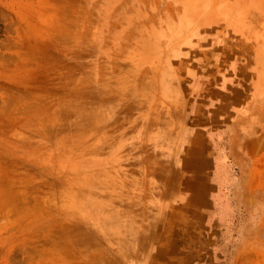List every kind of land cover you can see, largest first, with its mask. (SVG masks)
<instances>
[{"label": "rangeland", "instance_id": "374dc122", "mask_svg": "<svg viewBox=\"0 0 264 264\" xmlns=\"http://www.w3.org/2000/svg\"><path fill=\"white\" fill-rule=\"evenodd\" d=\"M181 6L0 0V264H264L263 64Z\"/></svg>", "mask_w": 264, "mask_h": 264}, {"label": "bare ground", "instance_id": "6f19581e", "mask_svg": "<svg viewBox=\"0 0 264 264\" xmlns=\"http://www.w3.org/2000/svg\"><path fill=\"white\" fill-rule=\"evenodd\" d=\"M180 3L182 4L180 7L181 17L178 24L179 27L175 31L177 39L178 36L181 35V41L187 44L191 40L192 35L196 34L198 28L216 24L222 25L229 33L238 34L243 39L244 45H251L253 57L257 64H263V67H260L261 69L258 72V79L256 82H253L255 92H262L264 89V41L262 40L264 29L263 31H261L262 28L257 30L256 27L258 25L256 26L255 23L258 24L262 19L264 20V0H217L215 3L209 0H180ZM259 19L261 20L259 21ZM181 51L182 46L180 47V45L179 47L177 45L172 47L173 54L180 55L182 53ZM163 154H165V152ZM167 157H169V155Z\"/></svg>", "mask_w": 264, "mask_h": 264}]
</instances>
